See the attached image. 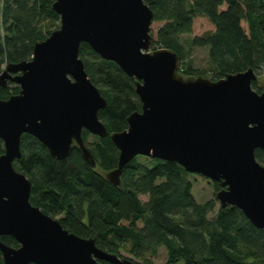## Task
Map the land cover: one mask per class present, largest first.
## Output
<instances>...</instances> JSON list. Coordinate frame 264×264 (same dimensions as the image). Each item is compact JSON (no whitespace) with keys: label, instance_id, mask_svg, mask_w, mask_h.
Returning <instances> with one entry per match:
<instances>
[{"label":"water","instance_id":"95a60500","mask_svg":"<svg viewBox=\"0 0 264 264\" xmlns=\"http://www.w3.org/2000/svg\"><path fill=\"white\" fill-rule=\"evenodd\" d=\"M51 8L59 27L34 44L30 60L0 72V87L19 88L0 98V237L18 244L0 241L2 264H138L69 233L30 203L31 183L13 166L23 134L54 160L76 148L91 169L96 163L82 131L109 136L118 150L105 175L113 187L138 156L175 162L218 183L219 206L237 208L264 235V166L255 158V150L264 151V93L252 89L255 72L184 78L175 52L151 49L153 13L145 0H53ZM81 43L134 80L141 111L126 118L122 132L109 134L98 118L107 102L84 70Z\"/></svg>","mask_w":264,"mask_h":264},{"label":"trees","instance_id":"16d2710c","mask_svg":"<svg viewBox=\"0 0 264 264\" xmlns=\"http://www.w3.org/2000/svg\"><path fill=\"white\" fill-rule=\"evenodd\" d=\"M53 0H2L0 30V72L9 63L30 60L33 46L58 27L59 17L52 10ZM153 22L161 23L152 50L168 49L179 58L184 77L204 76L217 81L229 74L252 69L256 80L252 89L264 93L259 70L264 66V0H145ZM225 8H222L224 7ZM222 9V10H221ZM208 19L212 32L187 41L195 19ZM247 25L245 34L241 24ZM194 48L207 49L210 66L197 71L187 62ZM79 58L90 82L99 90L107 107L98 118L109 132L126 129V118L141 111L134 80L113 62L101 60L86 43L79 46ZM18 86L8 82L0 87V98L17 94ZM92 136L82 131L87 144ZM87 144L96 166L89 168L73 148L63 160H54L35 138H20L21 157L13 162L16 171L31 183L30 203L78 237L92 238L96 247L111 254L126 251L141 264H153L160 247L166 251L164 264H264V235L235 207H218V183L214 197L197 203L192 195L190 175L175 162L136 157L127 164L120 185L113 187L105 175L116 167L118 150L109 136ZM3 147L0 145V154ZM139 158L147 162H141ZM264 166V151L255 150ZM151 162L153 166L148 168ZM140 196H146L145 202ZM0 241L18 247L10 236ZM0 264L2 257L0 253ZM100 264H108L100 262Z\"/></svg>","mask_w":264,"mask_h":264},{"label":"rangeland","instance_id":"374dc122","mask_svg":"<svg viewBox=\"0 0 264 264\" xmlns=\"http://www.w3.org/2000/svg\"><path fill=\"white\" fill-rule=\"evenodd\" d=\"M1 8H2V0H0V30L2 28ZM222 8H225V6ZM161 25H162L161 23H154L153 22V24L151 26V35L153 37L155 36V33L161 27ZM241 26H242L245 34H247V25L245 23H242ZM58 27H59V23H58ZM213 30H214V27L208 19L198 18V19H195L192 23L191 33L187 36H180V40L185 45V47H187V41L189 39L194 38V37H200V36L204 35L205 33L212 32ZM187 62L191 63V65L198 72L207 69L210 66V62H209V59L207 56V49H205V48H194V49H192L190 51V54L187 57ZM3 68H4V66H3ZM3 68H2V70H3ZM258 73H259V77H260V79H259L260 84L264 83V66L261 67V69L259 70ZM93 140H94V138L92 136H90L87 140V144H89ZM139 160L141 162H144V163L147 162L146 160H143L142 158H139ZM147 166H148V168H151L153 166V164L151 162H149L147 164ZM188 179L192 184V195H193V198L195 199V201L197 203H205L214 197L213 182H211V181H209V180H207L201 176L195 175V174H190L188 176ZM139 198L143 202H145L147 200L146 196H140ZM218 207H220V206H219L218 201H217L214 212L208 214L209 220H213L215 218ZM59 217L60 216H56V217L54 216V219L57 220ZM119 256L128 258L129 260H132L135 263L141 264V260L134 258L132 255L128 254L126 251H121ZM149 258L152 260L153 264H164L166 259H167L166 251L163 247H160L157 251V254L153 257L149 256ZM180 264H182V263H180Z\"/></svg>","mask_w":264,"mask_h":264}]
</instances>
